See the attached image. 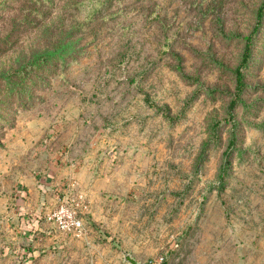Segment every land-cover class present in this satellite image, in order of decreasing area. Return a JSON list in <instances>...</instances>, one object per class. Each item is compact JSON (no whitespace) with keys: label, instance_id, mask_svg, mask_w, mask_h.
<instances>
[{"label":"rangeland","instance_id":"1","mask_svg":"<svg viewBox=\"0 0 264 264\" xmlns=\"http://www.w3.org/2000/svg\"><path fill=\"white\" fill-rule=\"evenodd\" d=\"M263 2L0 0V264H98L43 230L78 192L118 264H264V17L237 92ZM111 172L124 219L99 221Z\"/></svg>","mask_w":264,"mask_h":264},{"label":"crops","instance_id":"2","mask_svg":"<svg viewBox=\"0 0 264 264\" xmlns=\"http://www.w3.org/2000/svg\"><path fill=\"white\" fill-rule=\"evenodd\" d=\"M129 187L127 180L118 181L117 177L115 179L112 172L110 175L107 174L105 179L102 176H98V183H88L87 188L90 192V214L92 215V218L99 221L124 219L122 212L117 206H119L120 198L123 199L122 195H128ZM108 201H110V208L107 207ZM48 222H45L44 229L42 227L40 229L46 230L47 227L53 225L51 222ZM102 230L103 229H100L98 231L97 229L95 230V228L89 227L83 238L84 243L81 245V251H83L88 262L91 261L98 264H118V251L107 243H104L103 238L105 237V234L99 233L102 232ZM47 232V235H49L53 231ZM52 236L54 238L58 237L56 233L52 234ZM44 246L46 245H30V248L26 250L32 256L39 258L38 256H41L43 252L49 251V249H45Z\"/></svg>","mask_w":264,"mask_h":264},{"label":"built area","instance_id":"3","mask_svg":"<svg viewBox=\"0 0 264 264\" xmlns=\"http://www.w3.org/2000/svg\"><path fill=\"white\" fill-rule=\"evenodd\" d=\"M89 210V203L84 192L75 193L63 199L51 212L46 216L47 221L56 225L64 233L71 234L75 237H84L87 228L84 218L81 214ZM163 258L157 259L154 263L158 264Z\"/></svg>","mask_w":264,"mask_h":264},{"label":"trees","instance_id":"4","mask_svg":"<svg viewBox=\"0 0 264 264\" xmlns=\"http://www.w3.org/2000/svg\"><path fill=\"white\" fill-rule=\"evenodd\" d=\"M263 11H264V2H263L261 8L258 11V14H259L258 18L259 19H258V24L255 27L254 34H251V35H248V36L245 37V39H246L245 50H244V54H243V58H242L241 64H240V66L237 69V92L238 93H242L243 90L245 89V86H246L245 85V80H244L245 79V75H244V72L242 70V67L247 65V62L249 60L250 53H251V46H252V44L254 42V35H255V33H257L261 29L260 25H261V21H262V19L264 17ZM236 102H237V99L236 100L234 99L231 102L230 105L232 107H234ZM29 248H30V246H27L26 249L28 250ZM27 253L29 254L28 251H27Z\"/></svg>","mask_w":264,"mask_h":264},{"label":"water","instance_id":"5","mask_svg":"<svg viewBox=\"0 0 264 264\" xmlns=\"http://www.w3.org/2000/svg\"><path fill=\"white\" fill-rule=\"evenodd\" d=\"M124 254V259L125 261L131 263V264H143L142 262H140L139 260H137L131 253H129L128 251H123Z\"/></svg>","mask_w":264,"mask_h":264}]
</instances>
